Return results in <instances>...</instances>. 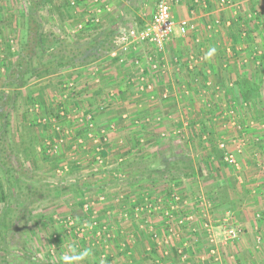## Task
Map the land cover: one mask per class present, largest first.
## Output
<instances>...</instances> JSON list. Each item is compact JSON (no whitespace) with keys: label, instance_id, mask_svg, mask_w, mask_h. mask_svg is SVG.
I'll return each instance as SVG.
<instances>
[{"label":"rangeland","instance_id":"rangeland-1","mask_svg":"<svg viewBox=\"0 0 264 264\" xmlns=\"http://www.w3.org/2000/svg\"><path fill=\"white\" fill-rule=\"evenodd\" d=\"M9 1L11 6L0 4V13L10 16L0 19V89L9 72L8 59H15L24 40L21 16L29 7V0ZM56 4L63 6L57 10ZM225 5L232 34L230 40H224L217 48L237 58L230 63L231 68L219 69L215 76H228L227 81L233 85L224 87L225 92L222 89L218 95L212 92L213 96H209L212 91L209 88L208 100L217 99L210 106L202 101L206 99L202 94H207L203 87L199 91L194 88V96L180 93L179 99H183L184 105L180 103L179 107L173 101V87L168 88L167 99L156 95L157 101L147 103L144 100L149 98L141 97L146 91L136 87L130 94L127 91L122 95L118 87L105 84L96 102H84L86 99L80 100V97L89 89L79 84V69L62 68L49 77L32 80L21 90L5 141L13 146L25 167L52 179L67 178L84 189L83 192L79 188L66 190L35 207L27 232V249L33 256L55 264H264V207L258 205L260 195L253 199L248 194L252 191L250 188L246 195L242 192L244 198L242 193L232 192L235 203L243 198V204L253 205L246 214L229 206L231 203L219 208L213 198L214 188H221L220 182L231 184L237 180L238 184L241 176L249 184L252 176L254 180L264 178V169L258 165L264 162V114H260L262 107L264 112V104L259 107L256 101L245 102L231 80L242 72L264 80V0H229ZM118 6H112L113 10ZM85 8L79 0H54L44 10L45 26L69 40L76 37L88 40L115 20L111 16L116 10L100 16L98 25L85 23L89 13L83 14ZM80 23L85 24L83 29L79 28ZM132 24L142 27L140 22ZM11 49L13 53L9 52ZM129 95L135 97L128 100ZM138 98V103L142 101L141 108L152 106L155 115L150 121L143 117L134 119L139 121L137 128L141 125L146 130L137 140L135 135L131 138L121 131L134 125L129 122L132 103H137L133 100ZM260 98L264 103V97ZM160 108H168L170 112L165 117L167 113L161 110L159 120L156 115L159 116ZM211 109L217 111L207 117ZM101 114L104 117L99 119L97 116ZM56 125L69 132L63 133L64 142L57 150L48 151V142H54L57 136ZM224 131L235 137L224 141ZM234 139H243V152L238 156L240 170L212 154L213 146L223 141L229 145ZM108 144L111 150L107 156L102 149ZM154 145L161 148L155 155L144 157L145 162L143 158L135 160V169L142 176L141 184L138 182L136 186L143 189L135 195L128 188L132 186L131 159L142 157ZM183 152L201 165L199 177L186 178L177 172L174 176L168 173L161 177L150 171L155 181L144 185L143 179L151 177L146 171L148 168H163V160ZM254 153L258 156L252 158ZM249 164L256 165L254 173L245 171V165ZM251 186L257 191L261 189L255 183ZM229 226L242 228L243 232L238 239L223 243L217 232ZM9 247L11 253L6 256L0 252V261L6 256L7 264H39L37 258L32 263L12 251L14 245Z\"/></svg>","mask_w":264,"mask_h":264},{"label":"crops","instance_id":"crops-1","mask_svg":"<svg viewBox=\"0 0 264 264\" xmlns=\"http://www.w3.org/2000/svg\"><path fill=\"white\" fill-rule=\"evenodd\" d=\"M79 1L81 4L82 3L85 4L86 10L83 13L84 15L90 10L96 11L97 9H100L101 10L100 16L102 17L105 12L106 13L107 11L113 12L116 10V13L111 16L115 18L114 21L113 20L111 21V23H113L114 25L110 24V26L116 28V30H118L119 32L122 29L127 28V25L132 22L134 23L144 22V24H147L151 20L157 2L159 0H79ZM168 1H170L171 3V8H172L171 11L174 20L180 21L184 18H190L194 24V27L190 28L185 35H182L180 34L179 31H177L175 34L172 35L171 38H169L166 41L165 46L161 51H158L155 48V46L149 43L138 45V47H136L133 50V53L130 54V58L132 61L130 60V62L128 63H121L118 57L113 53L108 55L106 58L99 59L93 62L88 66L78 67V68H72V67L65 68L72 70L79 69L78 73L80 74L78 76V82L79 84L80 83L83 84L84 88L89 89L85 93L82 92L83 95L80 97V100L86 99L84 100V102L87 100L95 101L96 97L102 95L101 89L105 84L111 85L113 87L114 86L118 87L117 90H119L122 95H125L127 91L128 94H130L131 91L136 89V87L139 88L140 82L144 78V80L150 82L154 86L153 90L142 94L141 97L143 99L149 98V100H144V102L151 103V101L153 102H155V100L157 101L159 98L156 95H160V98H165L164 94L167 91H169L168 88L173 87L175 88V90L173 89V91L176 97V98L174 97L173 101L179 107L183 102V99L182 100L179 99L180 93L183 94L184 92L194 96L195 94L194 88H198L199 91L200 88L203 87L204 88L203 92H206L207 94H202V96L206 98L203 99L202 101L207 102L208 105L210 106L212 103L217 102V99H215V101L208 100L209 96H213L211 95L212 92H215L218 95L224 87H229L233 85V82L227 81L229 80L227 78L228 76L223 78H221L220 76L219 78H217L215 76L216 73L219 71V69L227 70V68H231L230 63L232 62L233 59L237 58L234 56L235 54L224 52L223 49L220 50L221 48L220 49L217 48L222 44L224 40L228 41L231 39L230 34H232V32L231 29L228 28L230 21H227L226 18L229 17L228 16L229 14L227 11L225 12L226 9L225 3H228L229 0H168ZM10 3L11 2L9 0H4L3 2L2 1L0 2V4H4L6 6H11ZM13 4H15V2H13ZM115 4H118L119 6L118 9L115 8V10H113L114 7L112 6H114ZM5 10L6 8H4V11ZM5 13L3 12L0 13V19L5 20L7 18H10V16H8V14ZM14 17L17 18L15 14ZM106 20H108V18ZM11 51L13 53L14 49H11ZM228 51H231L230 48H228ZM136 60H139L140 62L136 63ZM13 61L14 59L10 58L8 59L7 64L8 65L10 64L11 66ZM231 80L235 81L236 79L231 78ZM220 81L224 83V85L220 83ZM209 88L212 91L208 96ZM185 89L187 90L185 91ZM223 90L225 92V89ZM110 91L112 95L115 94L114 90H110ZM134 97L135 96L131 95L128 98V100ZM168 97L169 95L166 97V99ZM135 101L137 103H132L134 104V106H132L133 111L130 109L132 114V117H130V119H132V121L129 122L130 124L133 123L134 125L132 127H127V129H123L121 133L123 134L127 133V136L130 135L129 137L131 138H133L135 135L136 139L138 140L139 137L142 136V133L146 130L145 128L143 129L141 125L140 128H137V125L139 126V121L134 119L137 117L140 118L143 117V118H147V120L150 121L151 117L154 116L155 113L154 110H152V106L147 109L141 108L140 105H142L141 104L142 101L138 103L139 98L133 100V102ZM190 102L192 105L193 100H191ZM161 110L167 113L166 115H163L165 117H167V115H169L168 113L170 112L168 108H164V109L160 108L159 116L156 115V117L159 120L161 118L160 114H162ZM215 111L217 110L211 109L207 117L214 115L212 113H214ZM122 115L123 117H126L128 114L126 113ZM97 117L101 119L104 116L103 114H101ZM147 131L149 130L147 129ZM149 134H152V132H150ZM222 137L224 138V141H229L230 139H232V137H235V135L226 132L225 136ZM142 140L143 139H141V141ZM228 147L231 150L235 149V145L233 142L230 143ZM110 148L111 147L109 146V144L106 148H103L102 149L103 154H107L108 156V153H110L111 150ZM160 149L161 148L159 146L154 145L150 147L146 153L144 152L142 157L140 156L139 158L137 157L131 159L132 162L130 164L131 165L130 170L133 171L131 172L132 175L130 174L131 177L130 182L132 186H128V188L130 187L131 189H133L132 192L133 194L138 195L143 190V189L140 190L136 186V183L138 182H140L141 184L142 176L140 174V171L135 169V164H137L135 160L137 161L143 158L142 159L143 161L144 157L148 158L150 155L152 156V154L155 155L156 151H159ZM135 150L137 151V149ZM143 151H145V149ZM255 156H258L257 153L251 155L252 158H254ZM211 158L214 159L213 155L211 156ZM258 165H260L259 167H262V169H264V162L263 164H258ZM245 166H246L245 171L247 170L248 173H252L256 169V165L249 164ZM0 174H1V170H0ZM152 177L153 176L149 178L148 176V178L143 179L145 183L144 185L148 186L149 184H151V182H154L155 180L151 179ZM197 177H199V175ZM253 178L254 176H252V179H248L251 181L250 183L252 184L250 183L245 184V182H243L244 180L242 179V177L239 176L237 187L239 189V192L240 193L243 192L244 194L247 193L246 190L248 188L252 189V191H250L248 194L251 195L253 199L255 196L259 197L260 195L261 198L258 205L264 207V203H263L264 199H262L264 197V195H262V189H264V178H261L260 180H254ZM220 181H222V179L216 180L217 183ZM254 183H255V187L257 186L256 188L258 189L261 188L260 191L255 190L254 186L253 187L251 186L254 185ZM215 189L216 187L214 188V191L216 192ZM243 193L241 194L242 197L244 196ZM215 196L216 195H214L213 198ZM243 198L241 200H238L237 203L233 201V204H231L230 206H234L238 208V211L241 210L243 211V214H246V211H249L250 207H253V205L251 204V202H248L250 203V205L248 206L247 204H243V201L245 200V199L243 200ZM257 200L259 201V199ZM214 201L217 202L219 208L225 205V203L218 204L219 201H217V199L215 198ZM263 226H264V220L262 227Z\"/></svg>","mask_w":264,"mask_h":264},{"label":"trees","instance_id":"trees-1","mask_svg":"<svg viewBox=\"0 0 264 264\" xmlns=\"http://www.w3.org/2000/svg\"><path fill=\"white\" fill-rule=\"evenodd\" d=\"M54 0H29V7L21 16L24 30V40L16 53L15 59L9 68L8 75L0 89V252L7 256L11 253L10 245L15 246L19 255L36 263V256L29 251V225L33 220V211L36 206L52 196H59L66 190L83 188L77 183H71L67 178L52 179L27 168L15 154L11 144L5 141V134L10 122V116L16 103L20 99L21 90L32 80L43 79L58 72L62 68H78L92 64L115 53L116 28L108 25L99 29V33L88 39L62 37L56 30L45 26L48 6ZM63 5L56 4L54 8L60 10ZM66 11L67 4L65 5ZM69 16V15H68ZM144 26V22H140ZM98 25V24H96ZM11 53V50H9ZM222 81V80H221ZM220 81V83H222ZM224 85V83H222ZM237 92L245 102H257L259 107L264 104L260 97H264V80L256 75L245 72L238 74L234 81ZM260 114L263 115V107ZM212 154L224 161V152L216 144L212 147ZM163 168H148L146 171L158 176L179 173L186 178L201 175V165L188 153L183 152L173 159H165ZM145 162V160L143 161ZM145 172V170H143ZM172 176V177H173ZM220 190H216L215 199L220 203L233 204L232 192L238 193L237 180L231 184L220 182ZM233 189L230 191V189ZM233 196V197H232ZM229 204V206L231 205ZM228 205V204H227ZM4 256L0 264H7ZM39 264H55L48 260H40Z\"/></svg>","mask_w":264,"mask_h":264},{"label":"built area","instance_id":"built-area-1","mask_svg":"<svg viewBox=\"0 0 264 264\" xmlns=\"http://www.w3.org/2000/svg\"><path fill=\"white\" fill-rule=\"evenodd\" d=\"M71 3L75 4V1H72ZM171 9L170 1L159 0L157 2L153 16L147 24L142 27H137L135 24L130 23L128 24L127 28L122 29L116 34V52L114 54L118 57L121 63L130 62V54L133 53V50L140 44L149 43L155 46L158 51H161L164 48L166 41L177 31H179L180 34L185 35L190 28L194 27V24L190 18H184L180 21L174 20ZM100 13V9H97L96 11L90 10L86 16L85 23H92L93 25L99 24ZM84 27V23L79 24L80 29H83ZM139 62V60H136V63ZM139 89L142 92H148L153 90L154 86L143 78V80L140 82ZM164 97H167V92L164 94ZM54 120L55 119H53V121ZM232 124L234 125L235 122ZM92 125L93 124L90 123V127H92ZM55 131L57 136L54 139V142H48V151L57 150L59 145L64 142L63 133L68 134L69 132V130L64 129V127L57 125L55 126ZM102 132H105V130H102ZM89 135L92 136L91 133ZM79 141L82 142V139L80 138ZM233 142L235 145V149L233 150H231L228 147V144L224 141L219 143V148L224 152V161L233 168L240 170L241 163L238 156L243 152V139H234ZM85 206L88 207L87 204ZM208 231L210 236V230ZM242 232V228L229 226L220 228L217 233L221 235L222 242L227 243L229 241L238 239ZM53 250H51L52 253L54 252Z\"/></svg>","mask_w":264,"mask_h":264}]
</instances>
